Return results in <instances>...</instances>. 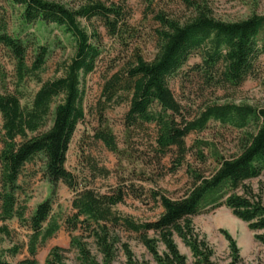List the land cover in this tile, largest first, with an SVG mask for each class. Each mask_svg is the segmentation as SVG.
I'll return each mask as SVG.
<instances>
[{
  "label": "trees",
  "instance_id": "trees-1",
  "mask_svg": "<svg viewBox=\"0 0 264 264\" xmlns=\"http://www.w3.org/2000/svg\"><path fill=\"white\" fill-rule=\"evenodd\" d=\"M17 1L23 5L28 23L37 18L53 21L63 26L75 41V53L64 65V75L46 82L38 79L41 87L31 104L22 105L20 88L31 76L37 77L49 51L47 47L40 48L29 67L28 44L12 37L0 23V47L16 61L17 72V86L11 92L3 84L6 77L0 71L4 86L0 91V221L17 219L28 223L32 231L29 248L32 256L60 225L51 216L50 200L40 204L29 221L25 219L27 207L20 202L23 194L20 180L29 164L43 163V173L50 181L62 182L76 193L72 215L62 219L67 230L88 231L93 225L104 224L131 233L166 231L183 219L197 216L206 205L258 178L264 171V110L203 101L194 115L193 107L184 106L167 86L169 79L180 75L195 54H200L202 63L192 67L190 73L198 79L202 94L235 90L257 77L261 68L258 41L264 30V16L225 23L213 17L209 0H180L188 9L197 8L195 15L181 18L167 10L166 1L174 3V0H143L148 12L165 28L164 42L153 61H146L135 50L128 63L109 77L116 68L112 67L105 78L97 110L99 127L93 140L117 157L118 167L117 186L102 194L93 188L79 190L78 177L65 167L76 125L85 119L82 80L95 71L101 56L93 42L100 39L97 29L90 35L81 27L77 14L60 3ZM126 1L88 0L86 12L102 25L109 37L123 40L126 35L131 39L138 35L129 25ZM189 77L187 73L182 76L184 83L190 81ZM121 106L127 107L123 147L105 117L108 110ZM250 119L255 121V128L242 139L238 152L229 159L221 158L219 168L209 178L198 177L184 197L173 200L159 188L158 183L168 174L174 175L188 165L192 148L187 139L191 135L204 131L212 121L241 130ZM169 156L172 161L167 168L164 161ZM198 156L204 162L202 153ZM87 166L95 179L111 175L108 169L91 161ZM145 185L152 187L146 189ZM128 198L152 201L163 209V214L156 223H137L116 211ZM0 264L7 263L0 258Z\"/></svg>",
  "mask_w": 264,
  "mask_h": 264
},
{
  "label": "rangeland",
  "instance_id": "rangeland-1",
  "mask_svg": "<svg viewBox=\"0 0 264 264\" xmlns=\"http://www.w3.org/2000/svg\"><path fill=\"white\" fill-rule=\"evenodd\" d=\"M45 1L60 3L72 10L83 29L92 35L96 28L100 37L98 43L93 41L101 52L96 69L82 80L85 119L76 125L66 153L65 167L78 177L79 190L93 188L105 194L117 186L115 171L118 167L117 157L93 140L94 131L99 127L97 110L105 78L113 70L112 67L116 68L109 77L128 63L135 50H139L146 61H153L164 42L165 28L148 12L143 0L125 2L129 25L138 36L130 39L125 35L123 40L109 37L102 25L87 14L88 0ZM209 1L213 17L221 22L234 23L252 16H264V0ZM166 3L167 10L181 18L195 15L197 11V8L188 9L180 0ZM23 13V5L17 0H0V23L7 27L12 37L28 44L27 65L31 67L40 48L47 47L49 51L46 64L38 71L37 77L31 76L20 88L22 105H30L41 87L38 79L46 82L64 75V65L71 61L75 53V41L63 26L43 18L28 23ZM123 42H127L128 46ZM258 47L261 68L257 77L250 78L235 90L201 93L198 79L190 73L192 67L202 63L200 54L190 57L181 74L169 79L168 89L184 106H192L194 115L198 114L197 109L202 107L203 101L264 110V30L259 35ZM0 71L6 77L3 84L13 92L17 86L16 61L2 47ZM186 73L190 81L184 83L182 76ZM3 88L0 82V91ZM126 112L127 107L121 106L105 113L120 147L124 142ZM1 126L0 117V129ZM254 128L253 119L248 120L241 130L220 122H210L204 131L187 139L188 146L192 148V154L187 158L188 165L174 175L168 174L158 183L159 188L169 198L181 199L198 177L209 178L219 168L221 158L229 159L235 155L242 139ZM1 147L0 141V151ZM199 153H202L204 162L200 160ZM88 161L108 169L110 177L93 178ZM171 161L169 156L164 165L169 168ZM125 166L128 165L125 163ZM20 184L23 187L20 202L27 207L25 219L29 221L37 207L50 200L51 216L59 222L60 229L32 256L29 250L32 231L28 223L17 219L0 221V258L7 264H181L180 261L184 264H264V171L258 178L246 181L223 198L206 205L197 216L183 219L161 232L131 233L104 224L93 225L88 231H69L62 219L73 213L75 192L62 182L50 181L43 173L41 162L26 166ZM145 187L149 189L152 186ZM116 211L137 223L149 224L156 223L163 214V209L152 201L141 202L133 198H128Z\"/></svg>",
  "mask_w": 264,
  "mask_h": 264
}]
</instances>
